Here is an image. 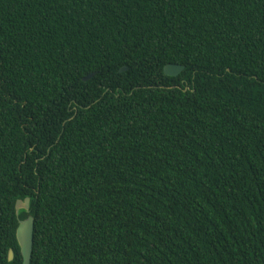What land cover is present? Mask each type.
<instances>
[{"label":"trees","instance_id":"16d2710c","mask_svg":"<svg viewBox=\"0 0 264 264\" xmlns=\"http://www.w3.org/2000/svg\"><path fill=\"white\" fill-rule=\"evenodd\" d=\"M27 197L30 264H264V0H0V264Z\"/></svg>","mask_w":264,"mask_h":264},{"label":"water","instance_id":"95a60500","mask_svg":"<svg viewBox=\"0 0 264 264\" xmlns=\"http://www.w3.org/2000/svg\"><path fill=\"white\" fill-rule=\"evenodd\" d=\"M126 69H127L126 67H122L119 71L123 72ZM183 69H184L183 66L168 64L164 66L163 72L166 76L175 77L179 75ZM91 77L92 74H89L88 76L84 77L83 80L84 81L89 80L91 79ZM29 210H30V198L27 197L24 200L16 201L15 214L17 218L19 217V214L22 211L28 213ZM33 227H34V221L31 216H28L24 220H20L18 218V226L16 228L15 237L22 258L21 264L31 263L32 248H33ZM12 257H13V253L12 251H9V260H11Z\"/></svg>","mask_w":264,"mask_h":264}]
</instances>
